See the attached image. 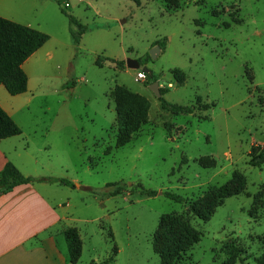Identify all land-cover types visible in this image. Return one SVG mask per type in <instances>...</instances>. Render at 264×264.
<instances>
[{"label": "rangeland", "instance_id": "obj_1", "mask_svg": "<svg viewBox=\"0 0 264 264\" xmlns=\"http://www.w3.org/2000/svg\"><path fill=\"white\" fill-rule=\"evenodd\" d=\"M0 6L2 18L49 37L24 65L27 92L7 94L22 134L3 149L37 162L32 168L23 166L28 158L16 162L25 171L74 184L54 186L51 196L69 206L59 228L77 229L78 264H111L113 248V264H160L154 249L166 253L170 236L161 219L170 215H186L200 234L180 264H254L264 239V166L248 162L251 149L264 145V0H0ZM62 10L86 27L79 44ZM147 57L161 97L195 108L192 115L161 111L146 79L136 81L138 71L105 61ZM115 86L148 105L147 123L120 149ZM204 105L210 109L201 111ZM140 114L135 107L129 116ZM111 184L126 189L114 197L85 189L102 193ZM139 185L157 196H144ZM223 185L233 196L214 209ZM192 206L205 221L193 218ZM64 239L58 236V247L67 254ZM231 243L241 250L235 261L225 248Z\"/></svg>", "mask_w": 264, "mask_h": 264}, {"label": "trees", "instance_id": "obj_2", "mask_svg": "<svg viewBox=\"0 0 264 264\" xmlns=\"http://www.w3.org/2000/svg\"><path fill=\"white\" fill-rule=\"evenodd\" d=\"M62 13L68 18L70 25V34L75 44H79L82 36L86 32V27L81 25L74 17L67 15L63 10ZM49 40V37L43 33L32 30L28 27L14 23L7 19L0 17V86L4 87L6 92L11 97H16L26 93L28 78L22 69V65L38 50H40L45 43ZM160 50L165 48V41L158 43ZM113 64L125 66V62H115L114 60H108ZM149 61V57L144 60H138L141 67L145 66ZM96 64L100 66V59L98 58ZM152 73V72H151ZM157 76L152 73L151 76H146L145 85L150 86L154 82H157ZM160 93L164 94L160 89ZM115 104L116 122L118 127L115 147L117 149L127 146L133 135L139 131V129L147 123L146 111L147 101L140 95L131 93L128 89L115 86L111 93ZM160 110L169 113L174 116L179 115H192L195 108L190 106H180L167 102L162 97L158 99ZM127 105L129 108L127 113H124L122 107ZM142 108V114L138 115L136 119L130 118L133 109ZM210 109L209 105L201 107V111H207ZM167 127V126H166ZM21 129L15 124V122L0 108V143L4 140L21 136ZM249 166L253 168H261L264 166V145L262 147L257 146L251 149L249 154ZM32 183H44V184H58L59 186L74 189V184L64 179L53 178H32L22 176L18 170L11 164H7L0 174V192L8 193L12 189L21 186L29 185ZM141 193L148 197H156L157 192L152 190H146L140 185L138 186ZM91 195H102L103 197H114L122 194L126 186L120 184H111L106 186V190L102 193L96 190L85 188ZM218 206L222 205L223 201L233 196L230 194L228 186L223 185L217 189ZM162 195L175 203H184V200L173 193L164 192ZM189 213L201 221H205L203 217L197 212L194 206L190 207ZM212 216V215H211ZM208 219H210V217ZM161 227L163 232L170 236V240L166 247V253L158 252L156 248L155 253L159 255L160 264H180L181 257L187 253L191 248L200 241V234L195 230L186 215H170L164 216L161 219ZM177 233L176 234H174ZM64 237L68 250L69 264H78V261L82 253V241L80 239L77 229L70 228L64 232ZM178 237V238H176ZM111 243L113 239H111ZM228 257L231 261L238 260L241 250H239L233 243L226 245ZM117 255V251L113 248L112 255L108 259L109 263H114V258ZM104 264H108L107 262ZM254 264H264V239L261 241V254L254 258Z\"/></svg>", "mask_w": 264, "mask_h": 264}, {"label": "crops", "instance_id": "obj_3", "mask_svg": "<svg viewBox=\"0 0 264 264\" xmlns=\"http://www.w3.org/2000/svg\"><path fill=\"white\" fill-rule=\"evenodd\" d=\"M38 53L39 50L27 61H32ZM25 63L22 65L23 71ZM7 94L4 87L0 86V108L17 124L15 118L18 110L12 109L16 102L9 100ZM15 138L0 143V174L7 164H11L24 177L52 178L21 169L16 162L23 165L28 158L22 154L24 152L4 151L3 148L8 147L7 143ZM36 163L29 159L23 166L32 168ZM57 185L32 183L18 186L8 193L0 192V264H67L68 251L67 254L62 253L57 238L60 236L62 239L67 230H61L59 226L68 220L69 206L53 200L51 194Z\"/></svg>", "mask_w": 264, "mask_h": 264}, {"label": "water", "instance_id": "obj_4", "mask_svg": "<svg viewBox=\"0 0 264 264\" xmlns=\"http://www.w3.org/2000/svg\"><path fill=\"white\" fill-rule=\"evenodd\" d=\"M159 52V48H153L150 51V57L152 60L155 59L156 54ZM125 65L126 68L129 70H133V71H142L146 76H151V72L145 67H141L139 62L137 60L134 59H127L125 61ZM149 87L150 92H152V94L155 96V98L159 99L161 97V93H160V87H159V83L158 82H154L153 84H151Z\"/></svg>", "mask_w": 264, "mask_h": 264}, {"label": "built area", "instance_id": "obj_5", "mask_svg": "<svg viewBox=\"0 0 264 264\" xmlns=\"http://www.w3.org/2000/svg\"><path fill=\"white\" fill-rule=\"evenodd\" d=\"M64 7L68 8L69 5L65 3ZM145 79H146V75L142 71L139 70L136 75V81L141 82V81H144Z\"/></svg>", "mask_w": 264, "mask_h": 264}]
</instances>
